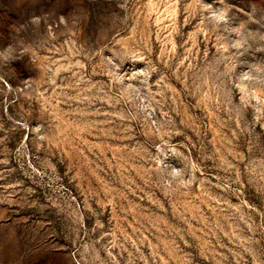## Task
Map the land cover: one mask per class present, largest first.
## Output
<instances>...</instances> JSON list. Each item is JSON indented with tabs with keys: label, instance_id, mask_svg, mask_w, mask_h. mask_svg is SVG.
<instances>
[{
	"label": "rangeland",
	"instance_id": "374dc122",
	"mask_svg": "<svg viewBox=\"0 0 264 264\" xmlns=\"http://www.w3.org/2000/svg\"><path fill=\"white\" fill-rule=\"evenodd\" d=\"M0 264H264V0H0Z\"/></svg>",
	"mask_w": 264,
	"mask_h": 264
}]
</instances>
